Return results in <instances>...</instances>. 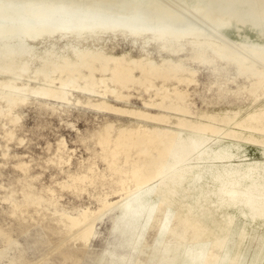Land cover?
I'll return each mask as SVG.
<instances>
[{"label":"rangeland","instance_id":"374dc122","mask_svg":"<svg viewBox=\"0 0 264 264\" xmlns=\"http://www.w3.org/2000/svg\"><path fill=\"white\" fill-rule=\"evenodd\" d=\"M227 45L124 26L0 33V264H229L143 178L167 146L206 144L218 153L181 168L223 178L264 224V68ZM241 253L264 264V230Z\"/></svg>","mask_w":264,"mask_h":264},{"label":"bare ground","instance_id":"6f19581e","mask_svg":"<svg viewBox=\"0 0 264 264\" xmlns=\"http://www.w3.org/2000/svg\"><path fill=\"white\" fill-rule=\"evenodd\" d=\"M79 26H124L220 39L239 63L248 60L264 68V0H0V33L7 38L20 39L25 31L34 36L45 29ZM232 28L239 40L235 44L221 32ZM100 62L105 65L106 58ZM111 73L124 78L125 65L116 61ZM123 142L128 145L130 140ZM208 149L210 154L218 153L206 144L167 146L161 154L164 160L152 162L143 178L153 185L154 199L199 228L200 234L218 239L224 250L222 260L242 264L241 248L254 243L264 224L238 202L223 178L210 179L209 171L199 174L194 165L181 168ZM164 164L167 173L158 169ZM145 190L142 183L133 191ZM183 260L200 264L201 257L186 252Z\"/></svg>","mask_w":264,"mask_h":264}]
</instances>
